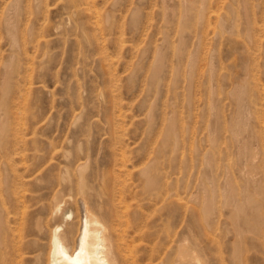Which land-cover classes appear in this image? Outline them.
<instances>
[{
	"label": "rangeland",
	"instance_id": "obj_1",
	"mask_svg": "<svg viewBox=\"0 0 264 264\" xmlns=\"http://www.w3.org/2000/svg\"><path fill=\"white\" fill-rule=\"evenodd\" d=\"M0 183L47 245L90 212L114 264H264V0H0Z\"/></svg>",
	"mask_w": 264,
	"mask_h": 264
},
{
	"label": "bare ground",
	"instance_id": "obj_2",
	"mask_svg": "<svg viewBox=\"0 0 264 264\" xmlns=\"http://www.w3.org/2000/svg\"><path fill=\"white\" fill-rule=\"evenodd\" d=\"M236 96H237L238 102H239L238 103L239 104L238 108L240 110L239 114H242V111L244 109L243 108L244 107L243 99H242L241 94L239 92L236 94ZM237 130H238V128L235 130L236 133L240 129L238 131ZM241 130H242L241 132H244L243 129H241ZM237 141H238V139H237ZM240 143H242V142H240ZM246 143H248V142H246ZM246 143L243 142L240 145V149H241V152L243 154H248L250 152ZM234 144H235V142H234ZM84 165H85V163L80 161L77 163L76 168L81 169L84 167ZM208 178H209V176H208ZM249 182L253 183L252 178L250 176L246 179L247 186L249 184H251ZM149 183H152V181H150ZM245 186H246V184H245ZM1 187L2 186L0 183V190H1ZM77 187L79 188V190L81 189L84 191L86 188L85 181L83 179H80ZM226 189L227 190L225 192V203L226 204L228 203V205L233 206V209H234V210L232 209L233 212L236 211L237 215H238L240 209H243L244 206H245L244 208H246V205H243L244 204L243 200H245L247 206H249L251 208L250 205L251 204L253 205L252 200L246 198V199H242L243 202H241L239 199L240 197L238 198L236 195L237 193L235 191L236 189L234 188V186H231L228 184ZM17 191L18 190L13 189V191H11V194L9 193V194H7V197H5L7 199L6 202H9L11 204V209L7 210L4 207L3 210H5L6 216H5V219L3 220L4 221L3 223L1 222L2 219L0 218V222H1L0 223V264H39V263H41V261L43 259H44L43 264H114L115 263V260H112L109 257L110 254L108 255V252L106 250V247L108 245L105 247L106 242H104V240L108 236L107 234L109 232L106 233V231H108V230H106L105 227L104 228L102 227L103 224L101 225L99 220L95 217L97 215H93L90 212H88L86 214V216L84 218L83 228L80 230V232L78 234L77 242L75 241L73 228H69L70 225L67 224V227L65 229H63V231H60L61 225H59V223H57L56 221H51V224H50L51 228H49L50 226L48 227L49 233H50V236H49L50 238L49 237L47 238V240L49 239V244L47 245L43 242H40L41 241L40 238L42 237L41 235L44 234V233H42V226H43L44 221L42 222V218H40L41 215L40 216L37 215V217H35L33 219L31 212H26L25 210H22L23 215H20V217L16 216V214H17L16 208L18 207L19 203L22 204L23 201L25 200L24 193L17 195L16 194ZM89 191L90 190H88V192ZM243 191H245V189H243ZM1 192L2 191H0V193ZM9 192H10V190H9ZM166 192L169 193V191H166ZM238 194H240V193H238ZM164 195H163V197H164ZM168 195L170 196V194H168ZM175 196H177V195H175ZM2 197H4V196H2ZM162 198H160V199H162ZM207 198H205V199H207ZM3 199H2V201H4ZM30 199L32 200L31 204L34 207H36L39 212L40 211L42 212V210L44 213L50 212V213H48V214H50V216L53 214L57 215L59 206H61L60 204L62 203V202L60 203L61 198L58 195L55 196L50 202L45 203L43 196L40 192L30 196ZM181 199H183V198H181ZM2 201H0L1 205L3 203ZM168 203L170 204V202H168ZM165 205H166V203H165ZM212 206H213V199L210 197L205 201V208L204 209L206 210V212H205V215L202 216L203 218L205 217L204 220L208 219V221H209V217L207 218V216H208L207 213L208 212L211 213V211H213L214 208H212ZM232 206L230 208H232ZM22 207L24 209L26 207V205L22 204ZM167 207H168V205H167ZM227 207L229 208V206H227ZM246 209H245V211H248V208H246ZM34 210H35V208H34ZM241 212H242V210H241ZM241 214L243 216V213H241ZM45 216L47 218V215H45ZM53 219H55V218H53ZM44 220H47V219H44ZM9 221H13L14 223H16V225L10 226L8 223ZM45 222H47V221H45ZM245 222L246 221H244V223ZM71 223H73V222H71ZM164 223L165 222H163V226H164ZM4 224H5V226H4ZM196 224H198V223H196ZM45 226H44V228H45ZM62 227H63V225H62ZM101 227L103 229H105L106 231H103ZM166 231H168V230H166ZM45 234H47V233H45ZM44 238L43 239L41 238L42 241H44ZM108 238H110V235ZM176 240H177V238H176ZM180 240H182V239H180ZM74 242H75V246L73 247L72 245ZM109 245H111V244H109ZM46 246H48L47 250H46ZM109 250H111V249H109ZM187 250L188 249L183 248L182 255L175 262H173L171 264H197V260H198L197 258L198 257L196 256L194 258L193 253L191 254V252H188ZM110 253H112V252L110 251ZM113 259H115V258H113ZM155 264H158V262L157 263L155 262Z\"/></svg>",
	"mask_w": 264,
	"mask_h": 264
}]
</instances>
